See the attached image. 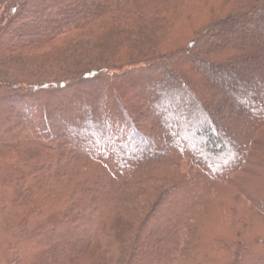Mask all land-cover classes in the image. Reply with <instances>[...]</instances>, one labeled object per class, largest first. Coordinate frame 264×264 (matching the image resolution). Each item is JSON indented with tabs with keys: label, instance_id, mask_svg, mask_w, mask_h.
I'll return each instance as SVG.
<instances>
[{
	"label": "trees",
	"instance_id": "trees-1",
	"mask_svg": "<svg viewBox=\"0 0 264 264\" xmlns=\"http://www.w3.org/2000/svg\"><path fill=\"white\" fill-rule=\"evenodd\" d=\"M93 244L264 264V0H0V264Z\"/></svg>",
	"mask_w": 264,
	"mask_h": 264
},
{
	"label": "rangeland",
	"instance_id": "rangeland-1",
	"mask_svg": "<svg viewBox=\"0 0 264 264\" xmlns=\"http://www.w3.org/2000/svg\"><path fill=\"white\" fill-rule=\"evenodd\" d=\"M254 34H251V36L253 37ZM255 36V35H254ZM248 35H244L242 36V39H247ZM149 49V47H143V51ZM258 69H256L255 67L252 68V71H256ZM261 69L258 70V72H260ZM254 74L251 73L249 75H247V78H251ZM263 81L260 80H256L255 83H262ZM259 93H263V90L261 89L259 91ZM207 97V96H206ZM202 96H198V99H201ZM205 98V97H204ZM207 101V100H205ZM207 105H210V108L208 109V112L210 114V118L211 120L217 124V128L219 130V128L223 129V133L219 134L222 137H227L228 144H233L234 148L232 150V152L237 155L239 152V143L241 142V129L242 126L238 125H233L230 124L233 121H237V119H233V118H228L224 113L225 109H222L220 111L219 108H217L215 105H213V103L207 101ZM224 117L226 121L221 120V118ZM231 162H222L223 165L229 164ZM105 254V247L98 245V244H93L92 246L88 247L87 250L85 252H83L80 256H79V260H78V264H99L100 260L102 258H104L103 256ZM105 259V258H104Z\"/></svg>",
	"mask_w": 264,
	"mask_h": 264
}]
</instances>
